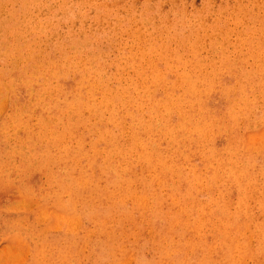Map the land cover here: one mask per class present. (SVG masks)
I'll return each instance as SVG.
<instances>
[{
	"label": "rangeland",
	"instance_id": "1",
	"mask_svg": "<svg viewBox=\"0 0 264 264\" xmlns=\"http://www.w3.org/2000/svg\"><path fill=\"white\" fill-rule=\"evenodd\" d=\"M72 263L264 264V0H0V264Z\"/></svg>",
	"mask_w": 264,
	"mask_h": 264
},
{
	"label": "bare ground",
	"instance_id": "2",
	"mask_svg": "<svg viewBox=\"0 0 264 264\" xmlns=\"http://www.w3.org/2000/svg\"><path fill=\"white\" fill-rule=\"evenodd\" d=\"M107 22V21H106ZM120 23V22H119ZM138 24V23H137ZM110 25V24H109ZM123 26V25H122ZM139 27H140V25H139ZM146 27V26H145ZM166 27V26H165ZM132 28V27H131ZM200 28V27H199ZM261 29V28H260ZM169 31V30H168ZM136 32V31H135ZM257 32V31H256ZM140 33V32H139ZM162 34V33H161ZM259 38V37H258ZM208 40V39H207ZM183 41V40H182ZM205 43V42H204ZM205 44H207V43H205ZM140 47V46H139ZM152 48V47H151ZM257 49V48H256ZM178 50V49H177ZM204 51V50H203ZM12 52V51H11ZM58 53V52H57ZM247 53V52H246ZM258 53V52H257ZM155 55V54H154ZM183 56V55H182ZM262 56V55H261ZM149 57V56H148ZM219 57H220V55H219ZM239 59V58H238ZM248 59V58H247ZM257 62H259V61H257ZM256 62V63H257ZM152 65V64H151ZM255 65V64H254ZM258 65V64H257ZM256 65V66H257ZM112 66V65H111ZM166 68H167V66H166ZM234 68V67H233ZM87 69V68H86ZM217 69V68H216ZM225 71V70H224ZM239 71V70H238ZM150 73V72H149ZM161 74V73H160ZM112 76V75H111ZM210 76V75H209ZM150 80V79H149ZM230 81V80H229ZM261 81V80H260ZM238 82V81H237ZM204 83V82H203ZM170 84V83H169ZM237 86V85H236ZM230 87V86H229ZM65 88V87H64ZM202 89V88H201ZM200 92V91H199ZM257 95V94H256ZM250 97V96H249ZM259 101V100H258ZM206 103V102H205ZM182 114V113H181ZM261 115V114H260ZM173 123V122H172ZM251 126V125H250ZM3 134V133H2ZM217 136V135H216ZM208 137V136H207ZM7 139V138H6ZM252 144H253V142H252ZM136 145V144H135ZM18 151V150H17ZM140 156V155H139ZM11 157V156H10ZM30 157V156H29ZM189 164V163H188ZM31 167V166H30ZM37 167V166H36ZM167 170V169H166ZM179 175V174H178ZM195 179V178H194ZM157 180V179H156ZM162 184V183H161ZM25 186V185H24ZM55 187V186H54ZM196 191V190H195ZM195 193V192H194ZM98 194V193H97ZM187 194V193H186ZM187 197V196H186ZM185 200V199H184ZM86 202H87V200H86ZM165 202V201H164ZM22 204V203H21ZM85 204V203H84ZM156 204V203H155ZM145 205V204H144ZM34 206V205H33ZM101 206V205H100ZM186 206V205H185ZM61 207V206H60ZM219 209V208H218ZM159 210V209H158ZM183 215V214H182ZM200 217V216H199ZM263 218V217H262ZM192 219V218H191ZM42 220V219H41ZM214 220V219H213ZM62 221V220H61ZM111 222V221H110ZM199 222V221H198ZM208 222V221H207ZM206 222V223H207ZM172 223V222H171ZM179 223V222H178ZM60 225V224H59ZM130 225H132V224H130ZM142 225V224H141ZM38 227V226H37ZM129 227V226H128ZM169 227V226H168ZM49 229V228H48ZM74 230V229H73ZM200 232V231H199ZM204 232V231H203ZM227 235V234H226ZM241 236V235H240ZM148 237V236H147ZM132 238V237H131ZM219 240V239H218ZM263 240V239H262ZM32 242V241H31ZM101 242V241H100ZM146 242V241H145ZM165 242V241H164ZM182 242V241H181ZM101 244V243H100ZM147 244V243H146ZM158 245V244H157ZM166 245V244H165ZM220 245V244H219ZM203 247V246H202ZM221 248V247H220ZM123 249V248H122ZM192 250V249H191ZM206 250H207V248H206ZM55 252V251H54ZM236 252V251H235ZM148 253V252H147ZM192 253V252H191ZM221 253V252H220ZM227 254V253H226ZM237 254V253H236ZM205 255V254H204ZM222 256V255H221ZM228 256H229V254H228ZM222 258V257H221ZM182 260V259H181ZM237 260V259H236ZM56 261V260H55ZM202 262V261H201ZM72 264H74V263H72Z\"/></svg>",
	"mask_w": 264,
	"mask_h": 264
}]
</instances>
